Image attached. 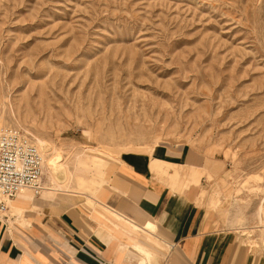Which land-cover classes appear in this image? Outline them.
<instances>
[{
  "label": "rangeland",
  "instance_id": "obj_1",
  "mask_svg": "<svg viewBox=\"0 0 264 264\" xmlns=\"http://www.w3.org/2000/svg\"><path fill=\"white\" fill-rule=\"evenodd\" d=\"M0 124L68 160L61 194L163 156L161 177L264 249V0H0Z\"/></svg>",
  "mask_w": 264,
  "mask_h": 264
},
{
  "label": "crops",
  "instance_id": "obj_2",
  "mask_svg": "<svg viewBox=\"0 0 264 264\" xmlns=\"http://www.w3.org/2000/svg\"><path fill=\"white\" fill-rule=\"evenodd\" d=\"M153 159L170 163L126 157L91 201L44 190L12 199L0 213V264H264V249L218 226L197 186L161 177Z\"/></svg>",
  "mask_w": 264,
  "mask_h": 264
},
{
  "label": "built area",
  "instance_id": "obj_3",
  "mask_svg": "<svg viewBox=\"0 0 264 264\" xmlns=\"http://www.w3.org/2000/svg\"><path fill=\"white\" fill-rule=\"evenodd\" d=\"M44 158L31 136L18 127L0 124V213L24 190H44Z\"/></svg>",
  "mask_w": 264,
  "mask_h": 264
},
{
  "label": "bare ground",
  "instance_id": "obj_4",
  "mask_svg": "<svg viewBox=\"0 0 264 264\" xmlns=\"http://www.w3.org/2000/svg\"><path fill=\"white\" fill-rule=\"evenodd\" d=\"M33 135V134H32ZM36 143H37V145L41 148V149H43V158H44V166L46 167V169H45V174H46V177L45 178H47V180L45 181L46 183H45V189H44V192L47 194H51V195H55L56 193H59L60 191H67V192H69L68 190H67V188H66V190H64L63 189V186H64V183H65V181L66 180H69L68 178H69V174H68V171H67V166H66V162L68 161H64L63 159V155L61 154V152L60 151H57V150H55V151H53V150H51V152L50 151H48V149L46 150V149H44L45 148V145H46V142L43 140V139H41V138H39V137H36ZM88 148V147H87ZM86 149V148H85ZM84 149V150H85ZM60 150V149H59ZM93 150V149H92ZM64 151H65V149H64ZM83 151V150H82ZM88 151V150H87ZM95 151V150H94ZM100 152H102L101 150H99ZM63 152V151H62ZM91 152V151H90ZM89 152V153H90ZM106 152V151H105ZM85 153V152H84ZM101 154H103V152L101 153ZM100 153H99V155H101ZM106 154H108L107 152H106ZM106 154H104V155H101V156H103V158H104V156H107ZM92 155V154H91ZM81 156H82V154H81ZM79 157V159H77L78 161V170L79 171H82V172H87V171H89V169H92V168H98V172L100 173V172H102V170L100 169V166L103 164V163H99V161L98 160H93V159H91L90 157H86V156H82V157ZM102 158V157H101ZM102 158V159H103ZM66 159V158H65ZM69 159V158H68ZM99 159H100V157H99ZM102 159H101V161H102ZM70 160V159H69ZM72 161V160H71ZM153 162V164L154 165H162V163L163 162H161L160 160H158V159H153L152 160ZM70 162V161H69ZM74 162V161H73ZM73 162H71L72 164H73ZM68 163V162H67ZM70 163V164H71ZM74 163H76V162H74ZM77 164V163H76ZM75 167H77V166H75ZM78 170H76V171H78ZM78 171V172H79ZM94 171V170H93ZM92 171V172H93ZM106 171V170H105ZM76 173V172H75ZM89 173V172H88ZM87 173V174H88ZM97 173V172H96ZM79 174V173H78ZM92 174V173H91ZM166 174V173H165ZM65 176V178H64V180H61V176ZM77 175V174H76ZM75 175V176H76ZM79 175H81V174H79ZM84 174H82L81 176H79V178L81 179V182L82 183H84V185H85V182L86 181H88V179L86 178V176L84 177L83 176ZM96 175L97 174H95V177H96ZM176 175H177V173H176ZM74 176V177H75ZM90 176V175H89ZM93 176V175H92ZM98 176V175H97ZM76 178V177H75ZM103 178V177H102ZM79 179V180H80ZM100 179V178H99ZM105 179V178H104ZM106 181V180H105ZM189 181H191V180H189ZM198 181H196V183H197ZM68 183V182H67ZM86 183H89V182H86ZM103 184V183H102ZM83 185V186H84ZM187 185H189V183H187ZM85 187V186H84ZM71 188V186L70 187H68V189H70ZM89 191V190H88ZM71 192V191H70ZM63 193V192H62ZM75 193V192H74ZM77 194L78 193H80L81 194V192H76ZM70 194H72V192L70 193ZM21 197H24V198H32L33 196H32V193L30 192V191H28V190H24L22 193H20L19 194ZM83 195V194H82ZM88 197H90V196H88ZM34 199V198H33ZM12 201V200H11ZM262 210H263V205H261L260 206V208H259V210H258V215H261V212H262ZM19 213V212H18ZM148 226L149 227H151V228H153L154 227V225H152V224H148Z\"/></svg>",
  "mask_w": 264,
  "mask_h": 264
}]
</instances>
